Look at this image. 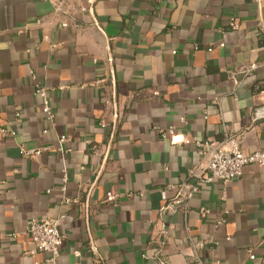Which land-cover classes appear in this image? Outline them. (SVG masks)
I'll list each match as a JSON object with an SVG mask.
<instances>
[{
    "label": "crops",
    "instance_id": "obj_1",
    "mask_svg": "<svg viewBox=\"0 0 264 264\" xmlns=\"http://www.w3.org/2000/svg\"><path fill=\"white\" fill-rule=\"evenodd\" d=\"M261 81L264 0H0V264L49 257L33 217H62L58 264H264V167L168 207L196 140L264 149Z\"/></svg>",
    "mask_w": 264,
    "mask_h": 264
},
{
    "label": "built area",
    "instance_id": "obj_2",
    "mask_svg": "<svg viewBox=\"0 0 264 264\" xmlns=\"http://www.w3.org/2000/svg\"><path fill=\"white\" fill-rule=\"evenodd\" d=\"M253 1L259 5L260 0ZM56 9H59V7H56ZM62 25L65 24L63 23ZM231 26L232 28H236L235 19H231ZM254 68L255 65L251 64L240 72L248 74ZM234 75L235 72H232L230 74L231 78H233ZM254 89L264 93V81L257 83ZM34 95L41 99L42 111L46 121L52 122L55 114L47 98L46 90L43 87L35 85ZM204 116L206 117V112ZM43 132H46V130H43ZM158 132L162 138L170 137L172 142L178 143L173 135L174 129L172 127L158 129ZM13 134V131L0 128L1 137ZM64 140L65 137L61 136L59 138V143H62ZM195 145L198 159L188 171V176L194 178L195 182L189 183L183 181L175 187H172L174 188L175 196L168 203V207L181 206L186 208L187 200L199 191L202 184L215 180L226 183L232 179L239 178L243 167L246 165L264 167V149L245 153L242 150L238 136L228 134L225 135L221 141L196 140ZM20 153L24 156L33 157L39 153V150L21 149ZM199 211L201 215H205L209 212V209L207 207H201ZM227 214L228 211H224L223 215L215 222V226L224 223ZM61 218L62 217H33L26 223L24 233L28 235L30 240L34 243V250L31 252L49 254V257L43 263L35 262L34 264H58L57 258L63 241V235L60 234L58 229ZM12 235L14 236V234ZM194 246L198 247L199 245L196 243ZM249 258H254L251 253L249 254ZM197 264L200 263L198 262Z\"/></svg>",
    "mask_w": 264,
    "mask_h": 264
}]
</instances>
